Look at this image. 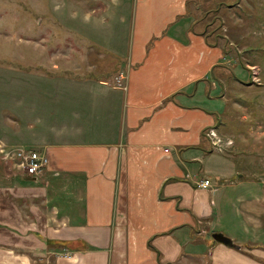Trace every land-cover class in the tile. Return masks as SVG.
Wrapping results in <instances>:
<instances>
[{"label":"crops","instance_id":"0c3cea01","mask_svg":"<svg viewBox=\"0 0 264 264\" xmlns=\"http://www.w3.org/2000/svg\"><path fill=\"white\" fill-rule=\"evenodd\" d=\"M115 5L95 22L103 41L123 19ZM197 13L190 0H135L130 66L102 65L97 79L72 76L71 54H32L46 88L16 93L14 125L0 124V264H264V160L206 135L226 131L251 72L196 28ZM250 146L262 152L264 139ZM20 147L48 165L27 173L7 153Z\"/></svg>","mask_w":264,"mask_h":264},{"label":"rangeland","instance_id":"374dc122","mask_svg":"<svg viewBox=\"0 0 264 264\" xmlns=\"http://www.w3.org/2000/svg\"><path fill=\"white\" fill-rule=\"evenodd\" d=\"M134 1L123 0L120 4V0H0V124L14 125L16 93L32 97L35 90L40 97L34 86L46 88L32 77L36 71L31 66L37 62L32 59L34 52L54 53L61 64L64 55L71 54V59L82 67L72 74L78 79L83 76L97 79L101 66L110 63L112 70L117 64L129 67ZM114 5H119L123 19L103 26V34L113 35V40L104 38L103 41L99 34L101 29H96L100 25L95 22H108L115 11ZM190 5L198 11L196 28L212 33L216 44L224 42L233 47L240 62L249 67L250 72L254 66L259 76L257 80L250 76V80L234 90L239 97L232 98L235 104L230 114L234 118L225 121L224 130L228 134L218 132L233 141L218 151L231 149L252 157L256 154L264 160V150L256 152L250 146L264 139V0H190ZM84 19L91 23L84 26ZM81 32L87 34V38ZM101 44L110 49L107 56L96 53ZM79 54L87 58L83 56L85 60L81 61ZM87 66L95 73L86 72ZM112 70L105 71L106 76L111 75ZM17 83L21 85L18 89Z\"/></svg>","mask_w":264,"mask_h":264},{"label":"built area","instance_id":"2783aa9c","mask_svg":"<svg viewBox=\"0 0 264 264\" xmlns=\"http://www.w3.org/2000/svg\"><path fill=\"white\" fill-rule=\"evenodd\" d=\"M251 68L252 72L250 76H252L255 80L259 79L257 70L254 69V66H251ZM124 79L125 74L121 72L116 76V83L118 85H123ZM206 134L211 141L212 147L216 150H223L224 146L232 143L233 141L231 138H224L221 136L214 128L208 129ZM1 150L3 151L4 148H1ZM7 153L9 157L17 158L19 166H21V168L27 173L33 175L40 173L49 163L48 155L36 148L20 147L11 152L8 151ZM210 184L209 178L200 179L198 182V185L204 187L209 186Z\"/></svg>","mask_w":264,"mask_h":264},{"label":"water","instance_id":"95a60500","mask_svg":"<svg viewBox=\"0 0 264 264\" xmlns=\"http://www.w3.org/2000/svg\"><path fill=\"white\" fill-rule=\"evenodd\" d=\"M213 236L215 239L225 242V243H232V240L230 239V237H228L227 235H225L222 232H215L213 233Z\"/></svg>","mask_w":264,"mask_h":264},{"label":"trees","instance_id":"16d2710c","mask_svg":"<svg viewBox=\"0 0 264 264\" xmlns=\"http://www.w3.org/2000/svg\"><path fill=\"white\" fill-rule=\"evenodd\" d=\"M200 32H206V29L205 30H199ZM212 43H215V40L212 41ZM216 44V43H215ZM231 75L234 76V74L231 72ZM207 135V134H206Z\"/></svg>","mask_w":264,"mask_h":264}]
</instances>
